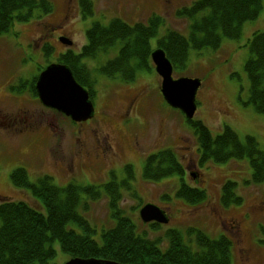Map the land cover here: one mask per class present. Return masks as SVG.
I'll use <instances>...</instances> for the list:
<instances>
[{"label":"rangeland","instance_id":"obj_1","mask_svg":"<svg viewBox=\"0 0 264 264\" xmlns=\"http://www.w3.org/2000/svg\"><path fill=\"white\" fill-rule=\"evenodd\" d=\"M48 1L51 11L43 13L35 8L27 21L13 20L8 32L0 34V201H25L44 212L30 188L12 182L15 168H23L30 183L47 175L60 187L68 183L97 186L101 193L95 200L80 191L77 212L93 230L91 238L100 242L101 230L116 223L103 187L112 181L119 185L118 212L130 220L136 234L158 240L159 249L168 246V230L179 231L187 240L186 232L191 228L211 239L226 236L231 242V264H264V182H250L246 157L200 163L196 135L182 112L163 100L160 77L152 62L149 69L138 70L132 81H124L118 76L105 78L97 71L100 63L117 54L118 45L96 59H80L82 68L93 79L90 100L94 106V116L81 123L62 114L52 115L36 101L12 98L3 88L4 84L18 82L15 85L24 90V83L56 61L59 54L78 55L86 44L85 31L93 22L107 25L118 18L133 25L155 15L162 19V25L150 39L153 47L166 30L187 36L189 19L177 12L197 0H89L91 13L84 12V16L79 5L82 0ZM261 2L258 16L242 24L238 38L221 36L217 48H190L186 65L177 68L173 76L200 80L193 119L200 120L212 136L227 125L241 142L252 136L263 150L264 114L247 103L249 81L244 71L248 40L253 32L264 31V0ZM20 110L30 111L33 123H20ZM104 141L111 147L107 155L98 148V143ZM165 150L175 155L183 174L145 180L142 171L146 157ZM126 165L131 166V174L125 173ZM226 181L235 182L241 203L227 207L220 204ZM182 182L202 189L205 199L192 204L177 197ZM146 203L162 209L168 222H142L139 209ZM67 229L84 233L73 222L67 224ZM54 247L56 255L49 264H62L68 256L57 243Z\"/></svg>","mask_w":264,"mask_h":264},{"label":"trees","instance_id":"obj_2","mask_svg":"<svg viewBox=\"0 0 264 264\" xmlns=\"http://www.w3.org/2000/svg\"><path fill=\"white\" fill-rule=\"evenodd\" d=\"M261 1L197 0L177 12L189 19L188 35L166 30L156 40L155 46L164 50L173 71L183 68L190 48H217L221 36L238 38L242 24L258 16ZM79 5L83 16L84 12L91 13L89 0H82ZM35 8L48 13L52 5L48 0H0V34L8 32L13 20L27 21ZM161 25L162 19L155 15L145 23L133 25L118 18H113L107 25L93 22L85 31L86 44L80 53L72 55V52H65L59 61L67 65L75 80L92 96L93 79L82 68L80 59H96L101 52L106 53L118 45L117 54L100 63L97 71L108 79L118 76L121 80L132 81L138 70L151 67L153 46L150 39L156 36ZM247 46L249 56L244 63L249 81L247 103L252 104L256 112L264 114V31L253 32ZM187 122L197 138L200 163L207 160L223 163L246 157L251 168L250 182H264V149L258 147L254 137L246 136L245 142H241L227 125L223 126L220 134L212 136L200 120ZM124 171L131 174V166L126 165ZM25 174L23 168H15L11 173L12 182L17 187L30 188L31 195L40 201L44 212L25 201H0V264H49L56 255L54 243L68 258H97L124 264H231V242L226 236L211 239L203 232L189 228L185 240L179 231L170 229L166 232L168 246L161 250L157 246L158 240L151 241L136 234L130 220L118 212L119 185L112 181L103 187L116 223L102 229L100 242H97L90 236L93 230L88 222L77 212L81 204L80 191L95 200L101 193L97 186L80 187L68 183L60 187L53 184L47 175L30 183ZM172 174L181 176L183 168L171 151L146 157L142 171L145 180L154 181ZM235 185L233 181L223 184L220 196L223 207L241 203L242 198L235 193ZM176 196L192 204L206 197L202 189L189 187L183 182L177 188ZM69 222L76 223L84 233L67 229Z\"/></svg>","mask_w":264,"mask_h":264},{"label":"water","instance_id":"obj_3","mask_svg":"<svg viewBox=\"0 0 264 264\" xmlns=\"http://www.w3.org/2000/svg\"><path fill=\"white\" fill-rule=\"evenodd\" d=\"M65 42L64 40H62ZM69 44L70 42L67 41ZM154 70L160 77L159 91L164 101L172 108L179 109L187 120H191L196 110L195 96L200 87L198 78L180 76L174 78L173 67L162 48L150 53ZM35 89L39 101L46 107L56 109L74 122H84L94 115V107L88 91L73 77L71 70L63 64H49L36 80ZM142 222L167 223L165 212L152 203L139 209ZM63 264H124L97 258L72 257Z\"/></svg>","mask_w":264,"mask_h":264},{"label":"flooded vegetation","instance_id":"obj_4","mask_svg":"<svg viewBox=\"0 0 264 264\" xmlns=\"http://www.w3.org/2000/svg\"><path fill=\"white\" fill-rule=\"evenodd\" d=\"M60 55L61 54H59L58 56L60 57ZM59 57H57L56 61H54L52 63H58L57 59H59ZM59 62H61V61H59ZM45 67H46V65L42 69H44ZM42 69H41V71H42ZM17 83L18 82H16L15 84H17ZM35 83H36V78L34 79L32 77L29 81L24 83L26 85V88L24 90H22L19 87V85H15V84H8V86H6L4 84L3 88L6 90L7 95H9L12 98L21 99L22 97H24L25 99H29L30 101H33V102L36 101L38 104H41L39 102L38 97H37V93H36V89H35ZM41 106H43V105L41 104ZM43 109H46L48 112H51L52 115H54V113L61 114L60 112L56 111L55 109L49 108L46 106H43ZM20 112H21V114H23V115H19L20 118L18 117V120L20 121V123L21 122L23 123V121H25V120L33 123L32 114L30 113V111L20 110ZM20 112L18 114H20ZM66 118H68V117H66ZM98 148H99L100 152L103 153L104 155L109 154L110 149H111V147L108 145L107 141L99 142ZM82 149H83V147H81V150ZM231 223H233V226L231 227L233 229L235 227V225H234L233 221H231Z\"/></svg>","mask_w":264,"mask_h":264}]
</instances>
